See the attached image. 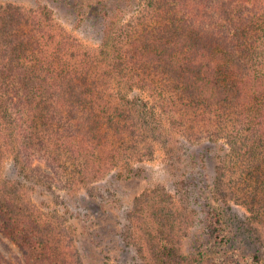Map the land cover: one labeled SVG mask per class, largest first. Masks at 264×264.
Here are the masks:
<instances>
[{"label":"trees","instance_id":"16d2710c","mask_svg":"<svg viewBox=\"0 0 264 264\" xmlns=\"http://www.w3.org/2000/svg\"><path fill=\"white\" fill-rule=\"evenodd\" d=\"M133 2L135 13L116 21ZM87 7L102 19L97 48L84 46L40 0L0 2V232L21 250L20 264H82L72 236L28 189L99 181L121 163L142 161L155 144L175 164L186 160V142L203 139L225 150L206 183L215 204L202 227L214 240L206 236L205 247L191 251L196 264L261 259L264 0H91ZM7 156L15 177L2 174ZM175 179L178 190L196 187L191 173ZM229 200L251 215L234 212ZM149 213L144 264H185L173 237L178 217ZM238 248L247 258L236 260ZM0 264L14 263L0 253Z\"/></svg>","mask_w":264,"mask_h":264},{"label":"rangeland","instance_id":"374dc122","mask_svg":"<svg viewBox=\"0 0 264 264\" xmlns=\"http://www.w3.org/2000/svg\"><path fill=\"white\" fill-rule=\"evenodd\" d=\"M8 1L30 7L37 0H0ZM40 1L53 10L56 20L84 46H99L103 24L102 19L90 13L87 4L91 0ZM137 8L133 2L122 10L118 9L116 21L129 19ZM224 150L219 142L207 139L188 141L181 147L186 160L174 164L162 146L155 144L153 153L144 156L142 161H132L131 165L121 163L99 181L87 185L78 183L72 188L60 182L50 187H31L28 191L44 214L53 217L59 229L72 236L82 264H144L143 258L151 253L145 243L150 228L147 215L154 209L178 217L172 223L173 237L178 241L177 257L186 258L185 264H196V252L192 255L191 251L202 250L200 246L205 247L202 242L206 241V236L214 240L212 230L202 227L204 213L215 204L210 183L207 186L206 183L215 175L218 157ZM3 173L15 177L10 156L3 161ZM190 173L194 175L195 189L178 190L175 177L181 174V177L188 178ZM229 201L233 211L240 216L251 215L245 204ZM257 225L262 230L261 224ZM261 234L264 239V232ZM250 251H254L252 246ZM262 251L261 259L250 256L251 264H264V246ZM238 252L240 255L235 256L236 260L247 258L240 248ZM0 253L14 264L23 263L21 250L1 232ZM221 255L220 250L212 253L216 258ZM207 260L205 264L211 261Z\"/></svg>","mask_w":264,"mask_h":264}]
</instances>
